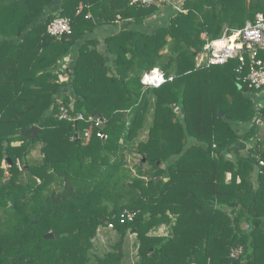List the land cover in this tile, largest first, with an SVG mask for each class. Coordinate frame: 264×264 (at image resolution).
<instances>
[{"label": "trees", "instance_id": "obj_1", "mask_svg": "<svg viewBox=\"0 0 264 264\" xmlns=\"http://www.w3.org/2000/svg\"><path fill=\"white\" fill-rule=\"evenodd\" d=\"M51 2L0 0V264H123L130 232L135 264H264V99L247 96L258 93L236 61L196 63L203 35L242 28L264 0H185L152 33L106 37L111 61L84 41L65 70L96 27L118 15L140 26L159 9L63 0L52 14ZM57 17L71 28L60 40L46 32ZM155 67L172 81L146 89L141 76ZM59 102L84 116L78 135L57 119ZM96 116L106 139L92 128L86 141ZM33 127L35 138L21 136ZM127 154L139 156L135 169ZM124 211L135 219L120 223ZM109 224L118 240L100 257L93 240ZM161 227L167 233L154 235Z\"/></svg>", "mask_w": 264, "mask_h": 264}, {"label": "built area", "instance_id": "obj_2", "mask_svg": "<svg viewBox=\"0 0 264 264\" xmlns=\"http://www.w3.org/2000/svg\"><path fill=\"white\" fill-rule=\"evenodd\" d=\"M170 0H129V5L134 7H156L162 9ZM174 9L183 12L180 5H176ZM85 19H90V15H86ZM70 21L67 18L57 17L52 20L46 29L51 37L60 40L63 36L70 34ZM203 49L200 57L197 58L198 65L205 67L223 66L230 61L238 63L235 72L242 77L246 83L247 89L251 92L261 93L264 91V13H256L253 20L248 21L242 28H225L222 35L215 39L204 37ZM62 70L70 66V59L64 60ZM66 75V74H63ZM62 81H69L68 76L65 78L60 76ZM172 81V77H166L159 68H153L144 72L140 82L146 89H155L161 87L166 82ZM59 101V100H58ZM74 113L72 104L65 107L59 102V111L56 114L57 119L65 120L72 123L84 121L82 113ZM89 119L88 121H90ZM101 125L99 118H95V122L91 127L83 132V138L88 141L91 137L92 128L96 129ZM97 130V129H96ZM99 139L105 140L106 135L101 131H96ZM77 139L74 137L72 140ZM262 164V162H260ZM135 213L124 211L120 218V223L132 222L135 219ZM113 225L109 224L108 229H112ZM238 252L232 253L231 257H236Z\"/></svg>", "mask_w": 264, "mask_h": 264}, {"label": "crops", "instance_id": "obj_3", "mask_svg": "<svg viewBox=\"0 0 264 264\" xmlns=\"http://www.w3.org/2000/svg\"><path fill=\"white\" fill-rule=\"evenodd\" d=\"M62 1L63 0H52L50 5L48 6V11H49L48 13L53 14V13L58 12V10L61 8ZM184 2H185V0H170L168 2V4H166L162 9L158 10V12L155 14V16H153L151 19H149L147 21L148 23L145 22L143 25H140V26L135 25L130 20H123L118 15L116 20L112 24L105 26V27H96L92 34L86 35L82 41L78 42L75 45V47L72 50V54L67 57V58L72 60V61L70 60V66L69 67L70 68L72 67L77 49L86 40H94L98 44V49L106 57V60L111 61V59H113V58L110 55L109 50L107 49V47L105 46V43H104L105 42L104 40L106 39V37L115 36L119 33L130 32V31H138V32H142V33H152L159 26L166 24L173 17V15L175 13L174 7L176 5H180L181 8H183L182 5ZM186 12H187V10L185 9V13ZM87 15H90V19H88V20H91L92 19L91 14L88 13ZM42 19H43V16L40 17V19H38L34 24L41 22ZM225 28H229V27H225ZM204 37H208V36L203 35L202 39H204ZM66 76L67 75H62V77H64V78ZM64 92H67V90H64ZM247 96L252 98V100L256 103V105H259L261 98L264 99V91L261 93H258V94L251 93V94H248ZM59 99H60V96L57 97V100H59ZM258 131H260V133L258 132L256 138L262 140V142L264 144V133H261V130H258ZM263 149H264V145H263ZM161 229L166 231V227H161L157 231H160ZM157 231H155L153 234L154 235H165L167 233V232H165L164 234H158ZM129 234H133V233H129ZM133 235H135V234H133ZM136 250H138V247ZM136 260H137V252H136Z\"/></svg>", "mask_w": 264, "mask_h": 264}, {"label": "rangeland", "instance_id": "obj_4", "mask_svg": "<svg viewBox=\"0 0 264 264\" xmlns=\"http://www.w3.org/2000/svg\"><path fill=\"white\" fill-rule=\"evenodd\" d=\"M148 23V22H146ZM225 27H231L230 25H224ZM203 40V39H202ZM201 40V41H202ZM201 43H204L202 41ZM203 47V46H202ZM202 52V51H201ZM198 52L196 55V63H198L197 58L200 57V53ZM71 60V59H70ZM72 61V60H71ZM264 101H262V104ZM150 122V118L148 119V123L145 125V129L142 131V133L139 136V140H144L146 138L147 133V127ZM258 130H261V133H264V124L262 123ZM260 133V131H259ZM33 159H40L39 150H36L32 153ZM139 159V156L127 154L126 160L129 163V166L132 167V169H135L137 165V161ZM135 173V170H133ZM166 231L161 229L160 231H157L158 234H164ZM131 233V232H130ZM118 240V235L113 231V229H108V227L105 228H98L96 237L93 240L94 245V253L97 256L102 257L104 253L110 251L112 245ZM138 247V241L135 235L127 233L126 238L124 240V243L122 244V248L124 250L125 259L122 262L123 264H135L136 263V252ZM235 253V252H234Z\"/></svg>", "mask_w": 264, "mask_h": 264}, {"label": "water", "instance_id": "obj_5", "mask_svg": "<svg viewBox=\"0 0 264 264\" xmlns=\"http://www.w3.org/2000/svg\"><path fill=\"white\" fill-rule=\"evenodd\" d=\"M219 117H222V114L221 113H219ZM95 118H98V116H96ZM74 131H75V135H78V127H77V123L76 122L74 123ZM38 132H39V128L38 127H33L31 129H29L28 131L22 133L21 136H29L30 135L31 138H35L37 136ZM143 161H145V160H143ZM158 164L159 163L157 162V165ZM163 168H164V166H163ZM49 238L50 239L53 238V235L51 233L50 234H47L45 236V239H49Z\"/></svg>", "mask_w": 264, "mask_h": 264}]
</instances>
